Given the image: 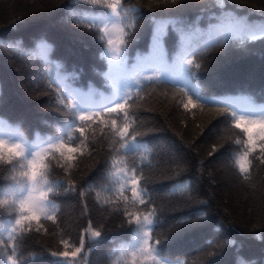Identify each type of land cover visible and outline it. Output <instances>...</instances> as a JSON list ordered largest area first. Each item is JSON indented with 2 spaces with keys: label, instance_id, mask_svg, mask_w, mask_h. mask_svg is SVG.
<instances>
[{
  "label": "trees",
  "instance_id": "trees-1",
  "mask_svg": "<svg viewBox=\"0 0 264 264\" xmlns=\"http://www.w3.org/2000/svg\"><path fill=\"white\" fill-rule=\"evenodd\" d=\"M113 3L0 0V264H264V141L258 127L236 128L217 106L238 116L264 111V0H119L117 12ZM160 25L163 59L153 40ZM124 33L137 38L112 62L107 40L115 48ZM187 59L202 66L190 87L179 75ZM192 90L203 108L184 109L185 92L196 99ZM125 95L131 108L117 127L139 135L134 153L118 154L114 115L95 113ZM73 102L94 117L87 139ZM14 144L44 157L45 184L63 185L48 194L46 214L21 225L33 182L27 160L7 151ZM245 152L249 171L241 173ZM69 186L75 191L64 192ZM133 187L138 196L144 190L146 206ZM152 210L156 224L145 239L164 242L150 253L135 218Z\"/></svg>",
  "mask_w": 264,
  "mask_h": 264
},
{
  "label": "snow or ice",
  "instance_id": "snow-or-ice-1",
  "mask_svg": "<svg viewBox=\"0 0 264 264\" xmlns=\"http://www.w3.org/2000/svg\"><path fill=\"white\" fill-rule=\"evenodd\" d=\"M91 3L95 4L97 3V0H90ZM119 4V0H117V3H113V4H108L107 7L111 8L113 10V12H117V7ZM99 21H102L103 18L102 17H98L96 18ZM165 25H160L159 28L156 29V31L154 32L153 35V40H154V47L155 49L159 52L160 58L163 59V53L162 51H160V37L159 34L160 32L163 31ZM243 27V26H241ZM101 31H103V29H101ZM262 34H264V29H262ZM137 38V36L135 34H128V33H124L122 38L118 41V45L117 47L113 48V44L114 41L113 39L109 38L107 40V45L109 46L108 51L111 53L110 55V61L112 62H116V61H120L121 60V53L124 50V46L129 42L132 41L134 42L135 39ZM228 38V34L227 33H223L221 35V40L223 39H227ZM102 41V38H101ZM44 50L47 51L48 50V46L44 45ZM104 53L101 52L100 53V57L103 58ZM187 65L188 67L185 68L183 67V60H181V67L179 70V75L183 77L184 80V85L185 87H190V80L191 78H193L199 71L202 70V66L200 64H195V62L192 59H187ZM116 67H119V64L114 65ZM195 67V69L197 70L196 72H193L191 69L192 67ZM145 79L147 80H152L153 77L151 76H146ZM195 94L196 99L193 98L192 95H189L188 92H185V96H187V101L183 103V107L184 109L188 110L190 108H196V107H204V97H201L198 91L192 90ZM68 96L72 97V100L75 101L76 96L69 92ZM65 99H67V97H65ZM132 100L130 95H125L122 97H119L117 100L111 101L109 104H105L103 106H101V108L96 111L95 116L96 117H102L104 113H107L109 115H114V119L112 120V124H113V128H114V134L119 137L118 140H116V144L119 145V149L117 150L118 154H119V150L122 149H127L129 152L134 153L137 149V136L139 135V133L136 132V129L131 127L128 124H125L122 127H117V120L120 119L121 115H123L124 117H127L129 115V112L126 109H130L131 108V103L130 101ZM218 107H220L222 109L221 111V115H225L227 116L229 113L231 114V117L234 120V126L236 128H241L244 125H249L251 127H258L259 128V139L264 141V111H262L260 113V115L258 117H252V116H245V115H237L236 111L232 108H230L229 106H225V105H217ZM254 106L249 105V108H252ZM71 110L73 111H79L83 114H81L79 116V120L82 122L81 125L78 127V131L80 133L81 136H85V125L87 124V122L92 121L94 119L93 115L87 114V110L80 108L79 105L77 103H71ZM243 131L248 134V141L247 143L249 145H254V137L251 135L250 133V127H243ZM85 138L87 139V137L85 136ZM84 141H81V143H83ZM3 142L0 141V144H2ZM262 148H264V145H261ZM62 148H65L64 144H60L58 147H56V151L60 152V150ZM20 149V145L19 144H14L10 147H7V151L9 153H11L13 156L16 157H21L23 159L27 160L28 163V167H29V171L25 172L24 175L29 176V179L33 182L31 184V186L29 187V197H30V204L28 203H21L20 207L22 212H30V215H21L20 219L16 220V224L17 225H21L23 223V221L28 220H39L40 217L37 214L38 212H44L46 214V208L45 205L49 202V193H52L56 188H62L63 185L61 183H57V185L53 186V185H48L45 184L42 180V173H40V169L46 168L48 167V165H46L44 163V157L40 156L37 153H33L31 151H28L27 153H25L23 150H18ZM77 151V148L74 147H67V152L68 153H75ZM253 151V147L250 146L248 148V152ZM248 152H245L244 157L241 160H238L237 163L239 164V168H240V172L241 173H248L249 169H248V160H247V156H248ZM127 154V153H125ZM61 155L63 156L64 153L61 152ZM29 156L31 158H29ZM67 160L71 161L73 159H75L74 156L72 155H68L66 157ZM12 160H8L6 161V163H12ZM137 170L135 168H133V172L135 173ZM38 175L41 177L40 179H38ZM141 180H143V177L141 176ZM140 181H138L135 176L132 178L131 183L132 185H137ZM64 192H70V191H75L74 188H72L71 186H69V188H65L63 189ZM132 193H133V197L136 199H139V203L141 205H145L146 206V202L145 200L142 198L144 195H146V193L144 192L143 189H140L139 192V196L137 194V188L133 187L131 189ZM34 193H38V195H34ZM135 202V199L133 201V203ZM151 198H149L148 203H151ZM4 204L7 205L8 201L5 200ZM156 215V210H152L149 212L148 216H145L143 221L140 220V217L137 216L135 218V221L138 225L137 231L138 233H140V235H138V240L141 241V249L144 251H148V252H156L157 251V246H159L160 244H162L164 242V240L162 239H155L154 242L149 245L148 244V239H152L151 236H149V232H152L153 229L151 226L155 225L156 222L153 221L152 219H150L149 217ZM49 220L53 219L52 216H48L47 217ZM192 223L196 224L199 223V217H192L191 218ZM132 221L130 220L129 223H131ZM183 222L182 221H178L175 225H173V229L178 228L181 226ZM148 226V231H145V227ZM158 226V225H157ZM92 236L93 237H100L101 236V232L99 231H94L92 232ZM145 237H148V239H145ZM166 239V238H165ZM83 239L81 241V244L83 246ZM80 252V248H77L74 252L71 253V255L73 257L76 256V254ZM55 255V253H54ZM63 255L65 257L68 256L67 252H64ZM157 264H159V262H157Z\"/></svg>",
  "mask_w": 264,
  "mask_h": 264
}]
</instances>
